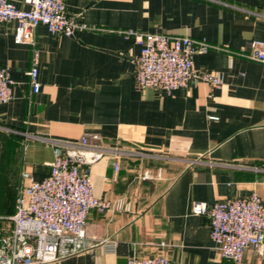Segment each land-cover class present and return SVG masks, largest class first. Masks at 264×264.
I'll return each mask as SVG.
<instances>
[{
    "label": "crops",
    "instance_id": "crops-1",
    "mask_svg": "<svg viewBox=\"0 0 264 264\" xmlns=\"http://www.w3.org/2000/svg\"><path fill=\"white\" fill-rule=\"evenodd\" d=\"M66 7L89 27L67 36L39 24L31 45L14 41V21L0 25V65L13 81L0 126L73 141L97 133L107 149L82 165L93 194L112 204L87 217L92 247L48 264H126L155 254L170 264H234L214 248L208 217L190 207L252 192L264 204V171L254 169L264 164V64L241 53L250 40H264V0H66ZM128 28L205 40L194 67L218 72L221 84L139 88V45L120 33ZM34 50L37 92L27 74ZM22 142L0 129V189L14 183L15 166L18 186L23 169L35 179L49 172L52 146L31 140L24 150ZM105 240L115 241L113 252ZM240 264H264V253L249 247Z\"/></svg>",
    "mask_w": 264,
    "mask_h": 264
},
{
    "label": "built area",
    "instance_id": "built-area-1",
    "mask_svg": "<svg viewBox=\"0 0 264 264\" xmlns=\"http://www.w3.org/2000/svg\"><path fill=\"white\" fill-rule=\"evenodd\" d=\"M24 1L28 4L25 9L16 7L10 0H0V25L15 22L17 43L34 45L33 33L39 24L50 32L67 36L89 27L81 19V12L67 10L66 0ZM120 33L132 37L139 45V53L133 58L134 78L139 88L171 92L189 83L204 81L218 86L222 82L218 72L197 71L194 67V56L209 48L205 40L133 28ZM241 53L264 64V40H250ZM37 63L38 51L34 50L32 66L27 72L34 92L40 85ZM12 85L8 66L0 65V105L12 98ZM0 129L21 135L24 150L31 140H41L52 146L53 151L45 177L35 179L27 169L21 171L14 212L8 217L12 225L0 227V264H48L91 248L86 238L87 217L93 209L102 212L112 206L109 200L93 194L91 174L82 168L102 158L107 151L97 144L100 136L84 133L73 141L3 126ZM254 169L264 171V164ZM190 211L208 217L210 238L221 257L240 264L249 247L256 254L264 253V204L257 193L217 200L210 205L194 200ZM102 245L108 252L115 249L113 240H105ZM126 264H170V260L164 254L132 255Z\"/></svg>",
    "mask_w": 264,
    "mask_h": 264
},
{
    "label": "rangeland",
    "instance_id": "rangeland-1",
    "mask_svg": "<svg viewBox=\"0 0 264 264\" xmlns=\"http://www.w3.org/2000/svg\"><path fill=\"white\" fill-rule=\"evenodd\" d=\"M11 139H12L14 144H17L15 141L16 139H18L17 137H14L12 135ZM13 154L15 156L17 154H19V148H18V150H15V152ZM17 169L18 168L15 166V170H12L13 177H14L12 182H14V183H12L9 188L0 189V227L1 228H10V222L11 221H10V219H8L7 216H10V214L12 213L14 196H15V193H16L18 187H19L18 182L16 183V181H15L16 177H18V170ZM19 173H21V171ZM1 216H3V217H1Z\"/></svg>",
    "mask_w": 264,
    "mask_h": 264
}]
</instances>
